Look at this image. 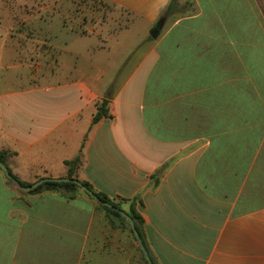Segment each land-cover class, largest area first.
Listing matches in <instances>:
<instances>
[{"label":"crops","instance_id":"crops-1","mask_svg":"<svg viewBox=\"0 0 264 264\" xmlns=\"http://www.w3.org/2000/svg\"><path fill=\"white\" fill-rule=\"evenodd\" d=\"M8 1L0 86L31 72L29 87L0 91L12 173L68 177L65 160L81 153L80 180L135 200L153 264H264V0H173L156 38L147 31L172 0H103L126 16L95 23L66 0ZM113 68L129 71L118 83ZM91 199L9 194L0 264H143L129 224Z\"/></svg>","mask_w":264,"mask_h":264},{"label":"rangeland","instance_id":"rangeland-1","mask_svg":"<svg viewBox=\"0 0 264 264\" xmlns=\"http://www.w3.org/2000/svg\"><path fill=\"white\" fill-rule=\"evenodd\" d=\"M66 1L69 2V4H70V5H67L68 11L71 12L72 14H74L75 17L82 20V22L90 21L91 23L92 22L95 23V22H98V21L103 20V19L106 20L110 17L112 18V16L118 15V14L126 16L125 12L115 9L113 6L107 4L103 0H66ZM16 4H17V0H9L8 1V6L10 8H12V10L14 7L19 9V7L16 6ZM58 6L61 7L60 5H58ZM21 27H22V25H21ZM135 32H136V29H134L130 39H133V40L136 39V37H135L136 33ZM147 32L149 35V31H147ZM126 39H128V38H126ZM143 51H144L143 45L138 46V51H134L131 54L132 60H134V61L137 60V58L139 56H141ZM119 55H121V54H119V53L116 54V57H119ZM127 55H129V54H127ZM34 56H33V58H35ZM116 57L114 56V58H116ZM38 58L39 57H37V59L35 61H39ZM116 60H117V58H116ZM19 70L21 73L20 76L17 75V72H19ZM19 70L18 71L16 70L15 73L10 74V79H9L10 82L4 86H0V91H1L2 87L5 89L4 91H8L9 89L17 91L20 88H25L26 86L29 87V85L31 83V80L29 78V76L31 74L30 70L27 69L26 67H22ZM128 71H129V69L117 70L115 68L106 70V72H108V73L115 72V74L118 77V83L123 79V77L128 73ZM61 72L64 73V76L68 75V71L66 69H63V70L61 69ZM111 86H113V85H111ZM108 87H109V85H108ZM0 153L4 154V156L6 158L7 167L12 172V170L14 169L15 155H14V152L12 151V149L9 147V141L6 139V137L4 135H2V133H0ZM20 181L23 183H29V184L34 182L33 180H23V181L20 180ZM79 193H80V191H79ZM9 194H11V197L18 199V201H16L17 203L22 204V201L27 203L28 198L32 194H35V193H31V191L27 192V191H24V190L18 188L11 180H9L5 176L4 171L0 168V210H2L1 212H3V209L5 208V202H6L7 197H9ZM91 200H93V199H91ZM92 202L94 204L97 203L96 201H92Z\"/></svg>","mask_w":264,"mask_h":264},{"label":"trees","instance_id":"trees-1","mask_svg":"<svg viewBox=\"0 0 264 264\" xmlns=\"http://www.w3.org/2000/svg\"><path fill=\"white\" fill-rule=\"evenodd\" d=\"M181 7H177L176 4H174V1L172 0L170 2V4H168V6L166 7V9L164 10V12L162 13L161 17H167L172 15L173 13L179 11ZM107 103H108V99H103L100 102L97 103L96 105V112L93 115L92 118V123H95L96 121H98L102 116L107 115ZM0 161L3 162L6 166V158L4 156V154L0 153ZM81 163V153H79L76 157L70 159V160H65L64 164L67 166V176L70 178H76L78 180H80L78 178V176L76 175V169L79 167ZM9 170V169H8ZM9 173L12 175V177H14L15 179H17L18 181H20L17 176H15L10 170ZM84 185H86L88 188H90L92 191H94V193L102 200H106L108 202H110L113 206H116L120 209L121 208V203L122 202H130V207L128 209V211H126L130 217L133 219L135 227L144 243L145 248L147 249V246L145 244L144 241V235H143V230H142V224H143V220L142 217L140 216V214L137 212V210L135 209L134 205H135V200L134 199H123V201H115L113 199H110L108 196H106L105 194L96 191L90 183H88L85 180H80ZM21 184L23 185H29V183H23L20 181ZM42 191H56L60 194H62L64 197L68 198V199H72L75 197V195L77 193L82 192L83 191L80 190V188L72 182H55V181H46L41 183L40 185H38L36 188H34L33 190H31V193H38V192H42ZM30 192V191H28ZM85 194V193H84ZM87 195V194H86ZM88 196V195H87ZM89 197V196H88ZM91 199V197H89ZM96 204V209L98 210H102L103 212H105L106 216H108L109 221L112 223L113 220H117L119 222H121L122 224L128 226V222L126 220V218H124L121 214H119L117 211L99 204V203H95ZM123 210V209H122ZM129 230L132 232V230L129 228ZM138 250L139 247H138ZM141 252V251H140ZM142 254V252H141ZM143 264H147L145 258L143 257V254L141 255ZM151 258V257H150Z\"/></svg>","mask_w":264,"mask_h":264},{"label":"water","instance_id":"water-1","mask_svg":"<svg viewBox=\"0 0 264 264\" xmlns=\"http://www.w3.org/2000/svg\"><path fill=\"white\" fill-rule=\"evenodd\" d=\"M165 22V18H160L157 20V22L155 23V26L150 30L149 34L152 38H156L159 34V31L162 29L163 25ZM0 168L4 171L5 176L11 180L18 188L24 190V191H31L34 188H36L38 185H40L43 182L46 181H55V182H72L75 183L83 192H85L89 197H91L94 201H96L99 204L105 205L115 211H117L119 214H121L124 218H126L130 229L133 232V235L138 243V246L147 262V264H153L152 260L150 258V255L148 253V251L146 250L144 243L135 227L134 221L133 219L130 217V215L125 212L124 210L113 206L110 202L106 201V200H102L100 199L95 193L94 191H92L90 188H88L86 185H84L80 180L76 179V178H70V177H60V178H51V177H43L40 178L38 180H36L35 182L29 184V185H23L20 183V181H18L17 179H15L14 177H12V175L9 173L8 167L0 161Z\"/></svg>","mask_w":264,"mask_h":264}]
</instances>
